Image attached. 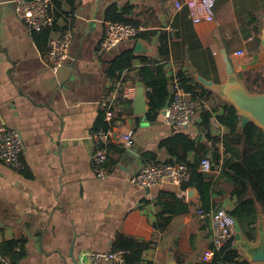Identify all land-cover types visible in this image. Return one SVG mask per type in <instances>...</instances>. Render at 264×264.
I'll list each match as a JSON object with an SVG mask.
<instances>
[{"label": "crops", "instance_id": "obj_1", "mask_svg": "<svg viewBox=\"0 0 264 264\" xmlns=\"http://www.w3.org/2000/svg\"><path fill=\"white\" fill-rule=\"evenodd\" d=\"M175 1L183 0H73V4L57 0L49 41L67 30L72 40L66 63L53 72L47 52L41 53L32 38L34 32L15 16L13 0H0V126L20 134L25 164L18 172L0 161V247L4 242H24L18 264H78L83 252L114 251L117 234L150 242L141 264L212 261L201 259L212 242L211 211L231 212L237 204L232 183L221 174L222 162L212 161L213 148L204 156L212 161V170L204 173L211 183V210L204 217L198 215L202 206L194 187L164 181L137 189L130 178L149 159L176 160L160 147L175 134H187L196 139V147H208L199 126L203 110L211 113L210 135L218 140L227 135L218 120L223 105H232L223 95L227 83L237 80L248 94H259L252 91L264 78V0H215V20L200 24L188 19L186 9L176 10ZM111 5L130 8L127 18L145 31L98 55ZM126 50L163 64L168 78L180 73L187 85L204 94L202 107L188 126L168 127L161 115L150 123L134 114V98L122 99L123 89L138 83L132 78L143 65L139 60L111 92L105 71ZM246 72L262 78L254 82V75L242 77ZM144 96L147 103L145 89ZM106 103L113 115L104 121L110 123L112 137L107 174L98 179L92 169V134L98 116L105 117ZM129 131L133 142L126 147L121 136ZM216 147L223 156L222 142ZM202 154L203 150L189 152L186 157L193 163ZM162 211L170 221L159 230L154 224ZM256 213L253 240H247L242 230L243 242L234 238L239 263L264 264L247 258L253 247L264 243L260 206ZM0 259H9L1 248Z\"/></svg>", "mask_w": 264, "mask_h": 264}, {"label": "trees", "instance_id": "obj_2", "mask_svg": "<svg viewBox=\"0 0 264 264\" xmlns=\"http://www.w3.org/2000/svg\"><path fill=\"white\" fill-rule=\"evenodd\" d=\"M73 4V0H68ZM54 6L57 0H53ZM130 8L124 7L121 10L117 6L111 5L107 8L105 18L106 21L131 23L135 24L131 19L127 18ZM138 25V24H136ZM141 35V34H140ZM139 35V36H140ZM138 36V37H139ZM32 38L41 53L48 51V41L50 38V30L34 32ZM139 60L143 65L135 72L132 81L140 82L144 89L147 99L148 111L144 115L146 121L155 122L160 115V111L170 101L169 78L167 77L164 65L145 57H137L132 50H126L114 57L109 63L105 71V77L111 82V92L115 85L120 82L122 75L132 69L133 63ZM255 76L254 82L262 77L257 72H246L242 77ZM187 93L193 94L192 97H203V93H197L194 87L187 85V79L180 73L177 74ZM262 85L252 92L264 93V78ZM198 94V95H196ZM200 129L205 133V138L209 143L208 147L202 144L197 145L196 139H192L189 135L179 133L172 137L166 138L160 142V147H165L170 156H175L176 160H170L172 164H185L190 168V180L184 184L182 188L194 187L199 195L202 210L210 212L211 183L206 181V175L199 171L200 159H196L193 163L187 160V153H198L203 150L202 159L212 150V161L217 165L222 162L221 174L232 183V193L236 196V207L228 212L235 219L247 240H253L254 224L256 223V215L258 206L264 213V131L256 126L253 122H248L239 129L240 118L234 106L229 104L223 105V114L218 118L228 133L221 140L211 136V113L203 110L200 114ZM110 123L104 121V113H101L94 125V131L99 129H111ZM222 142L224 148L223 156L220 155L216 144ZM108 149V148H107ZM150 160V159H149ZM176 211H171L173 213ZM165 211L157 214V222L154 227L161 230L170 221V216L164 218ZM162 219V221L160 220ZM161 221V222H160ZM233 241L229 242L220 252L216 253L209 263L203 264H248L239 263L238 253L233 247ZM150 246V242L141 241L122 234H117L114 239L112 250L123 251L125 264H141L145 250ZM1 251L4 257L9 258L15 264L18 259L24 256V242L9 241L1 245ZM14 248H18V252H14Z\"/></svg>", "mask_w": 264, "mask_h": 264}, {"label": "built area", "instance_id": "obj_3", "mask_svg": "<svg viewBox=\"0 0 264 264\" xmlns=\"http://www.w3.org/2000/svg\"><path fill=\"white\" fill-rule=\"evenodd\" d=\"M15 16L24 24L28 31L39 32L52 29L55 24V6L53 0H13ZM215 0H183L175 1L176 10L186 9L187 17L193 24L211 23L215 20ZM145 31L142 25L107 21L102 39L97 50L103 55L117 47L121 42L134 39ZM72 35L65 31L60 37L52 38L48 44L47 62L51 71H58L67 61ZM170 101L160 111L162 123L168 127L183 128L188 126L196 112L202 107L200 97H192L187 93L176 74L169 77ZM136 86H127L122 91V99L131 100L135 97ZM105 120L111 121L112 110L110 104H105ZM132 131L121 136L126 147L132 145ZM112 137V128L105 131L99 129L92 134L95 149L92 154V169L98 179L106 177V163L108 160V144ZM23 142L20 134L13 129L0 126V161L23 172L25 164L22 159ZM212 161L205 157L199 163V171L209 173ZM190 180V168L185 164L156 162L147 160L141 170L131 176L130 182L137 189H148L161 182L183 186ZM200 217L205 211H198ZM212 242L201 255L203 262L210 261L229 242L233 241L236 231L234 219L224 209L211 211ZM0 264H15L8 259H0ZM78 264H125L123 251H88L78 257Z\"/></svg>", "mask_w": 264, "mask_h": 264}, {"label": "water", "instance_id": "obj_4", "mask_svg": "<svg viewBox=\"0 0 264 264\" xmlns=\"http://www.w3.org/2000/svg\"><path fill=\"white\" fill-rule=\"evenodd\" d=\"M261 43L264 46V25L262 28ZM137 49L138 44L136 45L135 51ZM223 95L240 113L242 127L251 121L264 131V93L250 95L245 91L243 85L239 81L234 80L225 85L223 89ZM133 109L134 114L137 116H144L148 110L144 96V87L140 82L136 83V94L133 99ZM234 225L236 231V241L243 242V239L240 235V225L235 219ZM234 248L236 247L234 246ZM247 258L251 262H264V243L253 247Z\"/></svg>", "mask_w": 264, "mask_h": 264}, {"label": "bare ground", "instance_id": "obj_5", "mask_svg": "<svg viewBox=\"0 0 264 264\" xmlns=\"http://www.w3.org/2000/svg\"><path fill=\"white\" fill-rule=\"evenodd\" d=\"M108 148V147H107ZM235 238V237H234Z\"/></svg>", "mask_w": 264, "mask_h": 264}]
</instances>
